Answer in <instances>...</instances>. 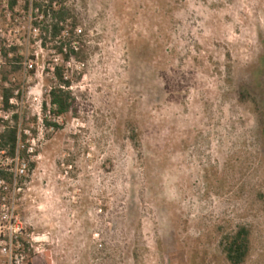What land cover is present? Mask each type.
<instances>
[{
    "label": "rangeland",
    "instance_id": "1",
    "mask_svg": "<svg viewBox=\"0 0 264 264\" xmlns=\"http://www.w3.org/2000/svg\"><path fill=\"white\" fill-rule=\"evenodd\" d=\"M58 1L81 34L55 130L41 107L64 62L25 0H0V47L32 64L0 80L19 95L0 118L23 117L34 165L4 190L0 264H229L218 242L237 226L242 264H264V0Z\"/></svg>",
    "mask_w": 264,
    "mask_h": 264
},
{
    "label": "trees",
    "instance_id": "2",
    "mask_svg": "<svg viewBox=\"0 0 264 264\" xmlns=\"http://www.w3.org/2000/svg\"><path fill=\"white\" fill-rule=\"evenodd\" d=\"M18 0H8V8L13 10ZM31 7L33 12V27L38 29L43 47L50 46V49L57 56H61L64 64H56L50 69L53 76L50 89L48 91V103L44 102L41 107L42 124L46 128L60 129L61 126L55 120L74 109V97L71 94V81L65 75V63L70 59L79 57V49L71 48V42L77 40L81 31L77 29V25L73 17L70 16L69 9L62 1L58 0H25L24 8ZM78 30V32H77ZM12 55L9 56V54ZM4 57L5 66L1 70L0 80L2 83L8 82L11 74L17 73L21 68L22 57L15 52V47L6 49L1 48ZM12 84L8 87L0 85V104L4 111L13 108L10 103L11 99L19 98L18 93H14ZM2 130L0 131V157L14 160L17 158L22 162H26L24 170L21 174H15L12 167L8 165L4 168L0 167V206L1 200L7 193L15 189L17 176L23 177L28 175L34 168L30 161L29 143L27 129L23 123V117L17 113H12L9 120L0 118ZM133 140V139H132ZM5 190V191H4ZM15 245L17 250H27L28 245L25 242ZM218 246L224 255L225 260L229 264H242L249 252V230L245 226H237L234 230L221 235ZM25 264H51L50 254L43 251L39 254L29 252Z\"/></svg>",
    "mask_w": 264,
    "mask_h": 264
},
{
    "label": "built area",
    "instance_id": "3",
    "mask_svg": "<svg viewBox=\"0 0 264 264\" xmlns=\"http://www.w3.org/2000/svg\"><path fill=\"white\" fill-rule=\"evenodd\" d=\"M7 2V1H6ZM8 7V6H7ZM31 27H32V31H33V33H34V35H35V37H37L38 38V36H39V33H38V29L37 28H35V27H33V25H32V22H31ZM77 32H78V30H77ZM0 39H2V40H5V41H7L8 42V39H7V37H5V35L2 33V31L0 30ZM38 43H39V45L40 46H42L41 45V40L38 38ZM76 44H77V42L75 41V40H73V42H71V48H73L74 50H76ZM4 46H6V48H8V47H10V44H5L4 43ZM1 48L2 47H0V68H1V66L4 64V57H3V55H2V53H1ZM10 56V55H9ZM21 64H23L24 66H26L27 68H29V69H31L32 68V64L31 63H29V62H27V61H25V62H22ZM10 103H11V100H10ZM16 160H17V158H16ZM0 167H2V168H4V167H6V165H4V163H1L0 162ZM24 169H20L19 171L16 169H14V172H15V174H21V172L23 171ZM15 256H17V254L15 255ZM21 258V260H22V256L20 257Z\"/></svg>",
    "mask_w": 264,
    "mask_h": 264
}]
</instances>
